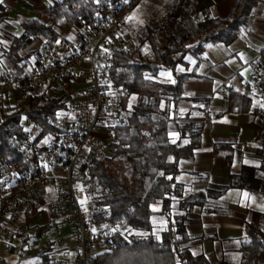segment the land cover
<instances>
[{"label": "trees", "instance_id": "obj_1", "mask_svg": "<svg viewBox=\"0 0 264 264\" xmlns=\"http://www.w3.org/2000/svg\"><path fill=\"white\" fill-rule=\"evenodd\" d=\"M216 1L220 0H163L159 10L152 9L157 1L151 2L147 6L151 17L143 25L142 33H136L128 25L126 36L133 42L132 49L112 53L111 79L126 92L119 100L124 121L108 128L109 152L92 161L91 175L104 192L101 206L106 215L105 220L99 216L97 221L109 230L110 245L97 251L89 264H211L203 254L191 253L186 219L172 210L178 161L192 157L199 147L201 125L177 124L178 138L174 141L167 124L178 118L176 102L182 96V82L197 76L204 45L228 44L246 32L252 23L251 9L260 0H239L225 18L212 14L211 7ZM48 10V23L30 18L20 20L23 33L11 44L15 60L19 58L16 52L34 39L48 45L60 38L54 25L77 31L93 17L95 2L51 0ZM159 31L167 32L164 44L157 37ZM35 53L38 56L39 51ZM260 54L264 57V47ZM189 58L195 60L191 69ZM161 71H169L173 81L159 80ZM27 100L26 106H16L10 111L1 107L0 163L14 164L19 170L27 162L12 142L20 143L26 138L22 120L39 127L34 141L44 143L59 136L48 124V118L67 109L60 98H46L40 89L34 95H27ZM250 105V96L238 91L228 94V111H247ZM261 118L264 119V114ZM214 149L229 150L230 146L216 144ZM256 150L261 156L258 165L243 166L240 175L234 176L233 186L262 191L264 134ZM218 194L210 192V195ZM204 201L205 196L197 192L179 200V209L185 213L194 205H203ZM154 204H160V208L155 209ZM40 213L39 206L31 202L30 209L24 213L26 226ZM156 215L165 220L159 236L153 234ZM243 224L236 264H259L258 259L264 253V214L253 212ZM122 225L127 235L119 230ZM49 227L50 224L38 226L35 235L41 236ZM51 248V242H47L39 250L42 260L54 257L49 254Z\"/></svg>", "mask_w": 264, "mask_h": 264}, {"label": "crops", "instance_id": "obj_2", "mask_svg": "<svg viewBox=\"0 0 264 264\" xmlns=\"http://www.w3.org/2000/svg\"><path fill=\"white\" fill-rule=\"evenodd\" d=\"M238 1H216L211 7L212 14L225 18ZM50 2L51 0L0 2L1 70L19 72L23 59H28L31 64L36 60L35 52L43 45L40 40L34 39L20 48L16 52L19 57L16 60L11 55V44L23 33L20 23L22 18L48 23ZM251 14L250 28L230 43L204 45L203 59L197 65V76L182 82V96L176 102L178 118L167 124L169 135L174 141L178 138L177 124L201 125L199 147L194 150L192 157H184L178 161L174 175L172 210L175 215L183 214L186 219L191 253L203 254L211 264H218L220 261L236 264L239 260V240L244 234V220L250 219L253 212L264 214V182L260 185L262 191L232 185L234 176L240 175L243 166L258 165L261 156L256 149L264 134V119L261 118L264 114V57L260 54L264 47V0L252 7ZM54 28L60 34L58 39L76 37L74 29L55 25ZM161 32L157 33V37L164 44L166 36L162 39ZM188 62L191 69L195 60L189 58ZM22 90L19 85L0 95V122L1 107L10 111L16 106L27 105V95ZM231 91L250 96L251 105L247 111L227 110V97ZM26 122L27 119L22 120L24 127ZM216 144L229 145L230 149L215 150ZM227 154L230 156L229 160ZM57 190L58 186L53 182L45 198L48 201L53 199ZM197 192L205 196L203 205H194L183 213L179 209V200ZM210 192L220 194L210 195ZM153 207L159 209L160 204H154ZM41 216L44 222L36 224ZM39 217L28 226L25 224L24 214L11 224L0 225V264H41L38 252L47 242L52 244L49 254L60 259H71L75 248L71 228L57 222L46 207H43ZM153 219L156 223L153 234L159 236L165 220L159 215ZM44 224L54 225L57 229L51 238L46 233L42 234L46 238L39 244L37 236L34 234L31 238L30 235ZM61 227L67 228L70 233L58 229ZM31 248L34 251H30ZM258 261L259 264H264V253Z\"/></svg>", "mask_w": 264, "mask_h": 264}, {"label": "built area", "instance_id": "obj_3", "mask_svg": "<svg viewBox=\"0 0 264 264\" xmlns=\"http://www.w3.org/2000/svg\"><path fill=\"white\" fill-rule=\"evenodd\" d=\"M142 1L94 0L95 13L75 38L42 45L32 64L21 61L19 72L0 69V95L19 85L24 95L40 88L46 98H60L67 107L48 118L59 133L56 140L35 142L39 127L27 120L26 138L12 142L27 162L24 169L0 163V225L14 222L33 202L71 228V259L53 257L41 264H89L98 250L110 245L109 230L97 221L99 216L106 219L104 192L91 168L95 157L109 151L108 128L124 121L119 100L126 92L111 79L112 53L132 49V40L121 30ZM53 182L57 194L47 201Z\"/></svg>", "mask_w": 264, "mask_h": 264}, {"label": "rangeland", "instance_id": "obj_4", "mask_svg": "<svg viewBox=\"0 0 264 264\" xmlns=\"http://www.w3.org/2000/svg\"><path fill=\"white\" fill-rule=\"evenodd\" d=\"M155 1H157V2H155ZM162 1H163V0H144V1H142L141 3H139L137 6H135V7L131 10V12L129 13L128 17L131 16V15H133V14L135 13L137 19H135V20H131V21L126 19V21H125V23H124V25H123V27H122V30H121V31H122V34H123L124 36L128 35V33H127L128 25H132V28H131V29H132L133 31H135L136 33H138V34H141V33H142V27H143V25H144L146 22H148V20H149L150 17H151L150 12H148V9H149L150 7L147 8V6H148L151 2H155V4H154V6H153L152 9H154V10H159V9H160V4H161ZM140 21H142V23H141ZM124 28H125L126 31L123 30ZM174 31H175V30H174ZM166 34H167V32H165V31H162V32L160 33V35H162V39L165 38ZM126 37H127V36H126ZM133 59H134L135 61L138 60L136 56H134ZM157 78H159V80H161V81H168V82L173 81L172 77L170 76L169 71H161V72L159 73V75H158ZM107 152H109V151H107ZM46 200H47V199H46ZM47 201H48V200H47ZM46 209H47V208H46ZM20 216H21V215H20ZM16 219H17V218H16ZM43 222H44V221H43V216H41V217H39V219L36 221V224H42ZM61 225L64 226L65 224H62V223H61ZM65 226H67V225H65ZM67 227H68V226H67ZM157 227H158V226H157ZM157 227H156V228H157ZM56 229H57L56 226L51 225L48 229H46V231H45L43 234L46 233V235H47L49 238H51V237H53L54 232H55ZM58 229L62 230V231L65 232V233H70V230H68L67 228L65 229L64 227H61V228H58ZM119 230H120L122 233H124V234L127 235L126 227L122 226V227L119 228ZM34 234H35V233L32 231L30 237L33 238V237H34ZM45 238H46V236H45V235H42V234H41V236H37L38 243H39V244L42 243V242L45 240ZM65 241H67V240H65ZM30 251H34V248H31ZM98 251H99V250H98Z\"/></svg>", "mask_w": 264, "mask_h": 264}, {"label": "snow or ice", "instance_id": "obj_5", "mask_svg": "<svg viewBox=\"0 0 264 264\" xmlns=\"http://www.w3.org/2000/svg\"><path fill=\"white\" fill-rule=\"evenodd\" d=\"M0 2H2V0H0ZM127 2H128V0H125V3H127ZM126 19L131 21V20L137 19V17H136V15L134 13L133 15L127 17ZM140 22L142 23V21H140Z\"/></svg>", "mask_w": 264, "mask_h": 264}]
</instances>
